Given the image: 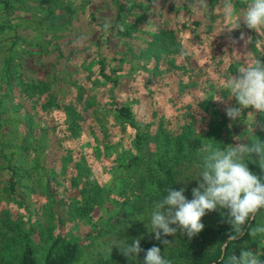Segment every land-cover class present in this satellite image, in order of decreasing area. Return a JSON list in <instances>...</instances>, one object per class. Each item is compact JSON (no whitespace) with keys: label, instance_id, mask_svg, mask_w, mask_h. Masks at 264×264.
Segmentation results:
<instances>
[{"label":"trees","instance_id":"obj_1","mask_svg":"<svg viewBox=\"0 0 264 264\" xmlns=\"http://www.w3.org/2000/svg\"><path fill=\"white\" fill-rule=\"evenodd\" d=\"M232 2L240 13L246 8L244 0ZM31 3L44 15L43 27L15 13L25 11L23 0H0L7 13L0 20V51L6 47L0 64V173L7 192L0 197V264H74L105 227L146 213L168 187L192 193L203 145L224 149L255 138L264 143V113L242 108L231 119L225 109L240 105L222 88L247 59L264 60V35L242 18L239 28H223V0H111L108 23L96 18L92 0H83L79 8L99 28L94 37L75 33L79 2ZM19 21L37 31L36 43L26 45L36 46L40 72L35 63L22 64L30 56L14 47L25 41L18 36ZM6 29L15 33L4 37ZM86 43L91 51L83 49ZM185 46L190 55L182 54ZM11 121L17 126L10 127ZM246 162L264 179L259 164ZM26 175L32 183H22ZM20 185L28 187L29 198ZM227 212L218 208L203 216L205 227L191 239L179 231L146 241L137 264H144L154 245L171 264H221L222 252L239 257L246 249L264 264V235L248 234L249 227L264 226V209L223 251L234 234ZM112 257L105 252L97 260L109 264ZM116 258L121 263L128 257L119 251Z\"/></svg>","mask_w":264,"mask_h":264},{"label":"clouds","instance_id":"obj_2","mask_svg":"<svg viewBox=\"0 0 264 264\" xmlns=\"http://www.w3.org/2000/svg\"><path fill=\"white\" fill-rule=\"evenodd\" d=\"M244 2L246 8L240 13L232 0H223L222 14L226 20L223 28H239L242 18L248 29L264 35V0ZM182 54L190 55V49L183 47ZM222 88L235 96L240 105L225 109L231 119L240 117L242 108H254L264 113V60L256 57L247 59L235 75L224 81ZM206 99V96L201 97V100ZM251 141L228 145L224 149L212 143L202 146L201 170L194 178L198 180V187L192 188L193 198L189 200L184 195V188L174 190L168 187L167 194L154 203L146 227L155 234L156 240H161L162 234L175 235L178 229L191 239L205 227L202 217L218 208L228 210L227 222L232 225L234 233L222 245L223 251H227L231 241L244 234L247 221L255 219L256 214L264 209V179L250 171L246 162L257 163L264 170V143L256 138ZM136 219L145 220L143 216ZM248 234L253 238L264 235V226L249 227ZM162 242L169 243L167 240ZM113 245L118 246L122 255L129 259H135L144 251L140 239L128 244L126 240L117 239L116 235L105 251L111 254ZM218 259L221 264H260L259 256L250 249L243 250L239 257L235 254L225 256L222 252ZM144 264H171V261L154 245L146 250Z\"/></svg>","mask_w":264,"mask_h":264},{"label":"rangeland","instance_id":"obj_3","mask_svg":"<svg viewBox=\"0 0 264 264\" xmlns=\"http://www.w3.org/2000/svg\"><path fill=\"white\" fill-rule=\"evenodd\" d=\"M26 7H25V11H15V13L19 14H23L26 16V20H28L29 22H33L34 25H40V27H43L42 23H43V19H44V15H40L35 13V9H34V4L31 3V0H23ZM75 2H79L76 4V8L78 9L80 7V5L82 4L83 0H75ZM111 0H92V6L94 5L95 7V16L99 21H104L105 23H108L110 20V16L112 13V7L110 5ZM165 3V2H164ZM80 10L76 11V14L73 13V18L75 19L74 24L77 23V25L75 26V33L77 32L76 35H79L84 33L85 37L86 35H91L92 37L95 36V32L94 30L99 31V28H95L92 25V22L89 20L88 15H87V9L86 8H79ZM82 10V11H81ZM166 7L165 5H163V18L165 17V19H169L171 17L170 13L166 11ZM54 12H60V15L62 18H65V12L62 11H57L55 10L54 7ZM7 13L4 12L3 10H0V20L5 19L7 17L6 15ZM30 16V17H29ZM162 18V17H161ZM23 20V21H26ZM18 22V28H17V32H18V36L19 38H23L25 39L24 43L20 44L17 43L14 47L17 51H21V49L19 48H23V52H22V56H30V61L29 58H21V61L23 62L22 64H33L35 63L36 66H38L39 61L37 58V51H36V46H32V45H26L29 41V44H34L35 42V35L37 34V31H35V29H26L25 27H23L24 25H26V22ZM59 21H56V23H58ZM40 23V24H39ZM15 33V31H13L12 29H6L5 32L3 33L4 37H8L11 34ZM45 36L44 34L41 35V38ZM78 36V37H79ZM48 37V34H47ZM103 39V37H101ZM114 38V37H113ZM112 38V39H113ZM38 40L40 41L41 39L38 38ZM132 40V44L133 46H138V41L135 39H131ZM61 42H59L58 44L63 45L62 39H60ZM5 44H8V40L4 39L3 41ZM143 43V42H140ZM57 44V43H56ZM17 47V48H16ZM104 47V40H101V43L99 44V48L102 49ZM1 51H0V64L5 61L6 58H4L6 56L5 54V49L6 47L3 46L1 47ZM83 49L85 51H91V47L90 44L86 43L83 46ZM30 51V52H28ZM83 50L81 49L80 52H82ZM21 55V54H20ZM46 63H49L48 61L44 60ZM43 65H39L38 67V72L42 71L43 68L40 67ZM139 79L141 81H144L143 79V72L138 73ZM140 87V84L138 85ZM142 88V86L140 87ZM5 114V113H2ZM16 122H12L10 123V127H14V125L17 126ZM5 175L3 173H0V197L1 199L6 197V189H2V182L5 179L4 177ZM29 177L28 175H26L25 178L22 179V183L24 182H31L34 180L33 178ZM35 182V181H34ZM17 189L26 197L29 198L30 194L28 193V187L26 186H18ZM37 189L39 191H41V193L43 192L42 186H37ZM189 200L192 199V193L187 192L186 194H184ZM5 196V197H4ZM0 205H2V202H0ZM153 208L147 210L146 213H143L141 215H134V217L132 216V218L128 219V220H123L120 222H116L114 224H111L107 227H105L103 229V231L101 232L100 235H98L92 242V244H90L89 246H86L82 249L79 258L77 259V261L74 264H101L98 262L97 258L100 254L105 253V249H107L113 239L115 238V236L117 235V239L120 240H126L128 244L133 243V241L135 239H140V246H142L143 244L147 243L146 241L151 240V241H155L156 239L154 238L155 234L153 232H150L149 229L146 227L147 223H148V218L150 216V213L152 211ZM3 209H0V216L3 215ZM210 212H207L205 216H207ZM143 216L145 218V220L141 221L136 219L137 217ZM46 221H49L48 216L45 217ZM48 224L44 221L43 222V229L44 232H47V226ZM172 227H176V225H172ZM3 228V227H2ZM180 230L178 229L177 232H179ZM176 232V233H177ZM173 235H168V236H164L162 234V238L164 237H171ZM154 239V240H152ZM120 251L119 247L116 245H113L112 247V253H113V257L111 259V261L109 262V264H137L139 259L142 258L141 255L139 254L138 256L135 257V259H129L127 258L125 261L123 262H118L117 261V253Z\"/></svg>","mask_w":264,"mask_h":264}]
</instances>
